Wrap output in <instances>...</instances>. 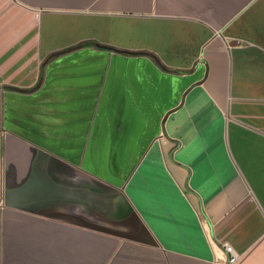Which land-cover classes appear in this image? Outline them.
<instances>
[{"label": "crops", "instance_id": "crops-1", "mask_svg": "<svg viewBox=\"0 0 264 264\" xmlns=\"http://www.w3.org/2000/svg\"><path fill=\"white\" fill-rule=\"evenodd\" d=\"M264 264V0H0V264Z\"/></svg>", "mask_w": 264, "mask_h": 264}, {"label": "built area", "instance_id": "built-area-1", "mask_svg": "<svg viewBox=\"0 0 264 264\" xmlns=\"http://www.w3.org/2000/svg\"><path fill=\"white\" fill-rule=\"evenodd\" d=\"M223 247H224V250L226 251V253L228 254L226 259H225V263L224 264H232L233 262H235V260L238 257L237 253L228 244H224Z\"/></svg>", "mask_w": 264, "mask_h": 264}]
</instances>
